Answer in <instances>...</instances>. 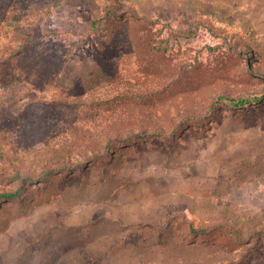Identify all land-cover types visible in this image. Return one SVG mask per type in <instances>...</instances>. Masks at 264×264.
Masks as SVG:
<instances>
[{
  "label": "rangeland",
  "instance_id": "1",
  "mask_svg": "<svg viewBox=\"0 0 264 264\" xmlns=\"http://www.w3.org/2000/svg\"><path fill=\"white\" fill-rule=\"evenodd\" d=\"M263 91L264 0H0V264H264Z\"/></svg>",
  "mask_w": 264,
  "mask_h": 264
},
{
  "label": "trees",
  "instance_id": "2",
  "mask_svg": "<svg viewBox=\"0 0 264 264\" xmlns=\"http://www.w3.org/2000/svg\"><path fill=\"white\" fill-rule=\"evenodd\" d=\"M219 99H220V98H219ZM252 100H253L254 102H257V103L263 101V100H264V91L261 92V94H259L258 96L255 95V96L252 98ZM252 100H249V99H246V100H239V101H237L235 104H236L237 106H239L240 108H243L246 104H249ZM217 101H218V100H217ZM14 197H15V193H13V194H11V193H3V194H0V199L3 198V199H7V200H9V199H13Z\"/></svg>",
  "mask_w": 264,
  "mask_h": 264
}]
</instances>
